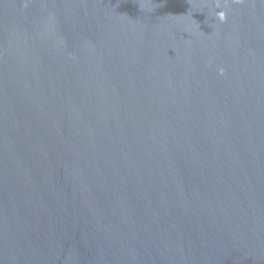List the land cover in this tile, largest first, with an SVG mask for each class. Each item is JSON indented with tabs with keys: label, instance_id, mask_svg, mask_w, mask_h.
Wrapping results in <instances>:
<instances>
[{
	"label": "water",
	"instance_id": "95a60500",
	"mask_svg": "<svg viewBox=\"0 0 264 264\" xmlns=\"http://www.w3.org/2000/svg\"><path fill=\"white\" fill-rule=\"evenodd\" d=\"M0 264H264V0H0Z\"/></svg>",
	"mask_w": 264,
	"mask_h": 264
}]
</instances>
